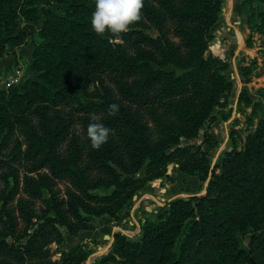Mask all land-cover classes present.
<instances>
[{"label": "trees", "instance_id": "trees-1", "mask_svg": "<svg viewBox=\"0 0 264 264\" xmlns=\"http://www.w3.org/2000/svg\"><path fill=\"white\" fill-rule=\"evenodd\" d=\"M44 1L0 0V59L7 45L19 46L34 35L40 39L30 65L33 75L0 90V153L10 148L8 160L0 156V169L14 168V161L29 163L27 173L38 176L25 177L22 191L31 198L42 199L43 191L61 177H68L78 193H70L62 213L51 198H43L44 215L38 216L20 198L18 207L11 208L20 188L18 182L8 187L0 197V264H11L5 256L18 252L23 257L22 249H32L29 243L9 244L18 229L14 210L22 221L21 236L31 242L42 218L44 224H63L62 214L69 212L73 230L78 220L84 221L82 212L100 215L121 207L123 192L161 177L169 163L204 179L207 150L215 138L206 131L201 145L188 146L181 138L209 128L214 107L232 89L223 74L226 62L206 54L222 0H182L181 7L173 0H144L141 19L119 34L92 30L93 0H52L66 6L62 14L38 9ZM259 16L264 18V11ZM19 18L26 26L16 32ZM168 20L181 45L166 36ZM148 28L159 36H151ZM112 104L118 105L114 113ZM262 108L257 128L239 151L225 153L204 195L171 201L162 216L144 226L139 241L114 242L120 264H264V104ZM143 115L157 128L154 142ZM93 124L109 130L99 148L91 141ZM144 167L146 175L136 178ZM89 172L100 176L91 182ZM100 188H111L112 194L92 192ZM78 249L62 253V264L82 263L85 256Z\"/></svg>", "mask_w": 264, "mask_h": 264}, {"label": "rangeland", "instance_id": "rangeland-1", "mask_svg": "<svg viewBox=\"0 0 264 264\" xmlns=\"http://www.w3.org/2000/svg\"><path fill=\"white\" fill-rule=\"evenodd\" d=\"M173 2L176 7L182 6V0H173ZM42 7L61 14L66 9L65 5L52 0L37 4L38 9ZM263 11L264 4L259 3L258 0H222L220 17L210 29L211 38L206 54L226 62L227 69L223 71V74L231 81L232 89L214 107L212 112L214 120L209 128L203 127L199 135L194 138H181L183 146L201 145L203 134L206 131H209L215 138V144L207 150L209 169L204 179H200L201 175L181 172L179 165L175 162L169 163L161 177L145 181L137 188L123 192L124 203L121 207L116 206L111 212H104L100 215H95L92 211L82 212L84 221L78 220L73 230L68 224L75 222V219L68 214L69 212L62 214L65 222L63 224H59L57 221L44 224L45 220L42 218L40 229L31 242L29 237L21 236L23 233L22 221L18 217L17 211L14 210L18 220V229L15 237L9 240V244L14 241H17L16 244L22 245L29 243L32 249L28 251L22 249L23 257H20V253L17 252L12 256H5V260L11 264H40L44 262L62 264V253L79 248L80 253L85 256V260L80 264H120V257L113 252L116 240L121 243L139 241L144 226L162 216L171 201L177 198L204 195L212 172H219V165L225 153L239 151L248 134L257 128L258 122L263 116L264 18L259 16V13ZM25 26L23 18H19L16 32L23 30ZM173 27L174 22L168 20L166 36L173 44L181 45V39L172 34ZM147 32L153 37L159 36V33L153 28H148ZM39 42V37L34 35V37H27L24 43L19 46H6L4 57L0 59V90L12 85L19 86L26 78L33 75L30 65L32 55ZM81 98L87 99L83 95ZM247 102L248 104H246ZM218 122L221 126L215 128L214 126ZM143 123L151 142H154L158 136L155 124L147 115H143ZM212 127L216 135L212 133ZM75 129L81 133L80 126H75ZM9 151L8 147L0 153L2 160L9 159L7 157ZM11 164L15 169L7 166L0 169L1 173L8 176V180L3 181L0 175V197L8 187L19 183L20 189L10 202L11 208L18 207L17 202L20 198L31 205L36 215L43 216L46 206L43 198H51L58 205L59 213H62L63 209L67 208L70 193H78L68 177H61L54 179L49 190L43 191L42 199L31 198L22 191L23 180L28 176L37 178L38 173H27L29 163L14 161ZM46 172V169L40 171V173ZM88 174L91 182L100 176L97 172ZM145 175L144 167L136 174V178L140 179ZM92 192L98 196H105L111 195L112 189L100 188ZM189 225L190 223L187 222L180 233L178 244L183 241ZM17 237H19L18 240Z\"/></svg>", "mask_w": 264, "mask_h": 264}, {"label": "clouds", "instance_id": "clouds-1", "mask_svg": "<svg viewBox=\"0 0 264 264\" xmlns=\"http://www.w3.org/2000/svg\"><path fill=\"white\" fill-rule=\"evenodd\" d=\"M90 25L96 34L110 32L119 34L129 30V26L141 19L144 0H93ZM111 113L118 110V105L109 106ZM109 130L102 125L90 126L93 147L99 148L107 141Z\"/></svg>", "mask_w": 264, "mask_h": 264}, {"label": "crops", "instance_id": "crops-1", "mask_svg": "<svg viewBox=\"0 0 264 264\" xmlns=\"http://www.w3.org/2000/svg\"><path fill=\"white\" fill-rule=\"evenodd\" d=\"M216 126H214L215 128H218L219 126H221L220 122H218V124H215ZM212 133H214V135H216V132H214L215 130L213 129V127L211 128Z\"/></svg>", "mask_w": 264, "mask_h": 264}]
</instances>
